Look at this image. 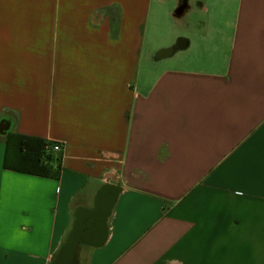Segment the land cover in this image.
I'll list each match as a JSON object with an SVG mask.
<instances>
[{
  "label": "crops",
  "instance_id": "crops-1",
  "mask_svg": "<svg viewBox=\"0 0 264 264\" xmlns=\"http://www.w3.org/2000/svg\"><path fill=\"white\" fill-rule=\"evenodd\" d=\"M214 1L180 67L144 48L149 0H0V125L61 148L58 177L13 172L0 134V264H54L106 189L70 264H264V0Z\"/></svg>",
  "mask_w": 264,
  "mask_h": 264
},
{
  "label": "rangeland",
  "instance_id": "rangeland-1",
  "mask_svg": "<svg viewBox=\"0 0 264 264\" xmlns=\"http://www.w3.org/2000/svg\"><path fill=\"white\" fill-rule=\"evenodd\" d=\"M180 1L188 11L184 15L174 17V14L178 10L176 5ZM214 3L216 4L217 1L215 0ZM232 13L233 9L229 11V16ZM223 19L226 18L224 17ZM233 23L231 21L228 26L233 27ZM143 30L145 31L144 48L148 53L171 49L175 54L168 61L180 67L184 66L185 63H191V0H149ZM229 32H232V28L229 29ZM230 37L229 33L225 38L228 40ZM36 51L37 56L34 62H25L22 64L26 65V71L29 70L32 74L34 73L42 83H45L49 63L44 61L46 53H43L42 50ZM214 62L217 64L219 60H215ZM85 69H87L86 66ZM83 75L87 77L89 75L88 71L84 70ZM55 158L52 159L56 160ZM4 217L5 220L2 219V221H11V216ZM6 218L8 219L6 220Z\"/></svg>",
  "mask_w": 264,
  "mask_h": 264
},
{
  "label": "trees",
  "instance_id": "trees-1",
  "mask_svg": "<svg viewBox=\"0 0 264 264\" xmlns=\"http://www.w3.org/2000/svg\"><path fill=\"white\" fill-rule=\"evenodd\" d=\"M4 136L7 142L4 159L6 170L45 178L59 176L60 164L45 152L46 142L36 137L17 134L7 133ZM79 210L80 208L75 211V218ZM76 225L75 223L67 243L61 248L54 264L58 263L61 252L72 240Z\"/></svg>",
  "mask_w": 264,
  "mask_h": 264
},
{
  "label": "water",
  "instance_id": "water-1",
  "mask_svg": "<svg viewBox=\"0 0 264 264\" xmlns=\"http://www.w3.org/2000/svg\"><path fill=\"white\" fill-rule=\"evenodd\" d=\"M8 126L0 125V134L4 135L8 131ZM117 191L115 189L103 190L98 197V206L93 213L87 214L80 212L78 215V226L76 227L72 240L61 252L57 264H70L72 257L76 252L81 241L100 245L105 237L104 224L107 216L109 215L113 204L116 201ZM91 220L92 227L86 231L84 229L85 223Z\"/></svg>",
  "mask_w": 264,
  "mask_h": 264
},
{
  "label": "built area",
  "instance_id": "built-area-1",
  "mask_svg": "<svg viewBox=\"0 0 264 264\" xmlns=\"http://www.w3.org/2000/svg\"><path fill=\"white\" fill-rule=\"evenodd\" d=\"M60 151H61V148L58 144H47L45 146L46 153H49V152L59 153Z\"/></svg>",
  "mask_w": 264,
  "mask_h": 264
},
{
  "label": "flooded vegetation",
  "instance_id": "flooded-vegetation-1",
  "mask_svg": "<svg viewBox=\"0 0 264 264\" xmlns=\"http://www.w3.org/2000/svg\"><path fill=\"white\" fill-rule=\"evenodd\" d=\"M184 7H185V5H183V7L180 10H182Z\"/></svg>",
  "mask_w": 264,
  "mask_h": 264
}]
</instances>
